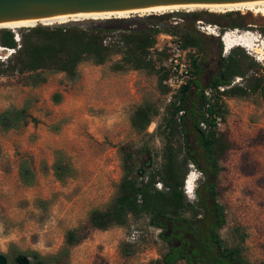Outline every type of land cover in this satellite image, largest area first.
<instances>
[{
  "label": "rangeland",
  "instance_id": "374dc122",
  "mask_svg": "<svg viewBox=\"0 0 264 264\" xmlns=\"http://www.w3.org/2000/svg\"><path fill=\"white\" fill-rule=\"evenodd\" d=\"M186 11L206 17L234 14L227 22L241 23L245 29H223L220 24L203 20L201 24L196 23L211 33L196 29L204 40L205 49L225 58L239 47L264 68V58L262 62L255 60L245 46L226 52L222 41L227 33L233 39L247 37L254 42V37L264 28V16L248 10L221 13L198 8L163 11L150 16L163 17L169 22L176 13ZM119 19L126 18H107L110 22ZM36 25L9 29L19 34L20 29ZM149 26L145 23L133 27ZM166 34L175 35L163 32L157 36V43L162 42ZM108 36L113 38V43L121 40L118 32ZM195 52L192 51L194 57ZM8 56L7 51L0 49L1 61ZM120 59V55H114L104 65L85 62L79 66V77L75 80L64 73H49L48 81L36 88L26 85L25 76L0 75V115L8 109L28 105L32 117L38 120L17 130L3 131L0 126V254L7 256L8 264H16L19 255L28 256L34 264L31 256L34 252L42 257L57 254L65 245L67 232L82 228L86 229L88 237L72 248L66 264H95L96 261L99 264H150L168 250V243L160 237L161 230L150 224L148 216L130 219L125 227L108 231L87 229L91 211L107 208L117 194L123 177L121 146L129 145L134 150L147 147L151 155L144 152L143 162L149 167L162 164L163 141L152 134L172 95L161 93L155 74L115 71L114 65ZM58 93L62 97L60 103L54 98ZM145 102L158 105L161 116L154 119L147 132L138 133L131 125V118ZM225 102L228 113L219 128L227 131L234 146L220 162L219 185L224 189L220 202L227 213V224L221 236L228 245L235 246L241 242V234L236 230L241 229L246 234L244 257L253 264H264V98L256 94L247 98H225ZM58 151L74 168V176L64 182L54 175ZM22 159H29L36 173V182L31 187L22 184L19 178ZM190 174L195 175L197 181L193 193L187 194L186 188L185 192L189 200L195 201L203 176L194 165H190ZM135 231L136 240H132ZM126 247L131 251H126Z\"/></svg>",
  "mask_w": 264,
  "mask_h": 264
},
{
  "label": "trees",
  "instance_id": "16d2710c",
  "mask_svg": "<svg viewBox=\"0 0 264 264\" xmlns=\"http://www.w3.org/2000/svg\"><path fill=\"white\" fill-rule=\"evenodd\" d=\"M111 25V29H104L38 24L18 31L20 43L15 40V31L0 28V48L15 50L4 61L0 60V75L25 76L26 85L36 88L48 81L49 73H64L75 80L81 64L104 65L112 56L120 55V61L114 65L115 71L155 74L159 90L168 95L169 89L164 85L167 73L161 68L166 53L152 52L157 36L163 32L173 33L185 49L191 48L199 54L205 50L200 35L178 34L174 27L134 28L135 22L129 19L115 20ZM239 28L245 29V26L237 22L230 26V29ZM261 31L264 34V28ZM112 32H118L121 40L105 45V39ZM190 56L195 74L196 59L194 54ZM237 77L243 79L242 85L224 92L218 90L220 86H230ZM208 89H214L211 98L205 94ZM256 94L264 98V68L239 47L224 58L219 76L200 93H193L191 81L173 94L152 134L163 141L161 166L149 167L143 162L144 152L151 155L149 148L134 150L129 145L121 146L123 177L117 194L107 208L91 211L87 229L108 231L113 227H125L130 219L148 216L150 224L161 230L160 237L169 245L161 258L150 264H253L244 257L246 234L241 229L236 230L241 234V242L235 246L228 245L221 236L227 224V213L220 202L224 191L219 185L220 162L234 145L227 131L219 128L217 119L226 121L225 98H247ZM54 98L56 103L61 102V94ZM29 110L25 105L4 111L0 115L2 130H17L30 122L37 123ZM160 116L158 105L145 102L134 111L131 125L138 133H145ZM190 165L196 166L203 176L195 201L189 200L185 192ZM247 167L251 172V167ZM53 169L61 182L74 176V168L61 151L57 152ZM19 178L25 186L35 184L36 173L29 159L20 162ZM158 183L162 184V190L157 188ZM87 237L85 228L69 230L65 245L57 254L42 257L34 252L31 256L35 264H66L72 248ZM95 264H99L98 261Z\"/></svg>",
  "mask_w": 264,
  "mask_h": 264
},
{
  "label": "water",
  "instance_id": "95a60500",
  "mask_svg": "<svg viewBox=\"0 0 264 264\" xmlns=\"http://www.w3.org/2000/svg\"><path fill=\"white\" fill-rule=\"evenodd\" d=\"M256 0H0V23H8L22 20H42L61 15L93 12H119L128 11L152 6L182 5V4H225L248 2ZM184 13L178 12L175 17H182ZM129 19L135 25H144L152 21L149 27H160L161 24L155 23L153 16H131ZM41 25H48L43 24ZM48 26L62 27H83V28H104L111 29V22L107 19L94 20L87 19L82 21H68L67 23L50 24ZM148 27V28H149ZM176 29V28H174ZM178 34L188 32V29L178 30ZM10 54V50L2 49ZM188 177V176H187ZM126 251H131L126 247ZM0 264H8V258L0 254ZM16 264H31V260L26 255H19Z\"/></svg>",
  "mask_w": 264,
  "mask_h": 264
},
{
  "label": "built area",
  "instance_id": "2783aa9c",
  "mask_svg": "<svg viewBox=\"0 0 264 264\" xmlns=\"http://www.w3.org/2000/svg\"><path fill=\"white\" fill-rule=\"evenodd\" d=\"M184 21L183 17H172L171 27H177V24H182ZM200 24L202 22H199ZM201 32H204L206 34H211L209 31H205L204 27H199ZM215 33H213L214 35ZM224 34L222 36V41L224 40ZM219 36V35H215ZM164 39L162 42H158L155 47L152 49L155 52H165L166 57L164 58L161 68L165 73H167V77L164 81V85L169 89V94L173 95L180 91L184 86L188 85L191 81H193L195 74L192 73V59H191V54L193 49L188 48L185 49L179 40V37L177 35H172V34H166L163 36ZM247 38V37H246ZM257 41L255 44L253 42V45H250L247 48V52L249 55H251L255 60L262 62L263 58V49H264V34L260 33L257 36L254 37ZM15 40L20 43V36L19 34H16ZM114 40L111 36H108L104 44L105 45H110L113 43ZM224 45L225 42L223 41ZM225 50H226V45H225ZM15 50L11 49L10 54L14 53ZM241 80L242 78H237L232 82L230 86H220L218 90L220 92H224L226 89H229L235 85H242ZM214 93V89H208L205 91V94L208 98H211ZM217 124L218 126H221V119H217ZM205 127V124H202ZM157 188L162 190L163 186L161 183L157 184ZM136 232L133 234L132 240H136L135 235Z\"/></svg>",
  "mask_w": 264,
  "mask_h": 264
},
{
  "label": "bare ground",
  "instance_id": "6f19581e",
  "mask_svg": "<svg viewBox=\"0 0 264 264\" xmlns=\"http://www.w3.org/2000/svg\"><path fill=\"white\" fill-rule=\"evenodd\" d=\"M207 9L212 12H229V11H238V10H248L249 12H253L255 14H260L264 16V0H256V1H248V2H237V3H225V4H182V5H166V6H152L147 8L128 10V11H119V12H93V13H77V14H67L61 15L49 19L42 20H22L8 23H0V28H14L19 26H33L40 22L43 24H63L68 21H82L87 19L101 20L112 17L118 18H128L131 17L132 14H139L150 16L152 14H156L163 11H178L182 9ZM143 17V16H142ZM226 44V52H229L236 46H245L249 47L253 43L252 38L241 37L239 39H233L231 36L226 35L223 38ZM256 41V39H255ZM254 41V42H255ZM1 47V46H0ZM264 50V49H263ZM264 53V51H263ZM264 58V57H263ZM197 178L195 175L190 174L186 179V191L187 194L193 193L195 183Z\"/></svg>",
  "mask_w": 264,
  "mask_h": 264
},
{
  "label": "flooded vegetation",
  "instance_id": "af4514ba",
  "mask_svg": "<svg viewBox=\"0 0 264 264\" xmlns=\"http://www.w3.org/2000/svg\"><path fill=\"white\" fill-rule=\"evenodd\" d=\"M184 15L182 16L184 18V21L182 24H177V27H174L178 30H184L188 29V32L195 33L197 35H200L199 32L196 29H200V26H197V22H208V23H216L220 24V26L223 29L230 28V26L234 23L232 21L227 22V20H230L234 17V14L230 15H208L207 17L204 16L202 13H195V12H182ZM156 18L155 23L161 24L160 26L163 29L169 28L170 22H167L163 17H154ZM147 24H152V21L146 22ZM196 53V52H195ZM196 59V65L198 67L194 79H193V93H200L201 90L212 84L214 80L219 76L220 68L222 66V63L224 61V58H221L220 56H214L210 53L207 49L202 51L200 54H195ZM32 264V263H31ZM35 264V263H34Z\"/></svg>",
  "mask_w": 264,
  "mask_h": 264
}]
</instances>
